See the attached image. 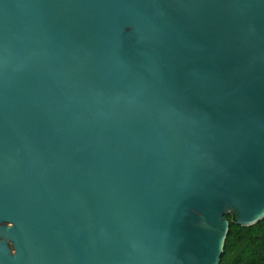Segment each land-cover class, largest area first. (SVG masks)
<instances>
[{"label":"water","instance_id":"water-1","mask_svg":"<svg viewBox=\"0 0 264 264\" xmlns=\"http://www.w3.org/2000/svg\"><path fill=\"white\" fill-rule=\"evenodd\" d=\"M264 220V0H0V264H220Z\"/></svg>","mask_w":264,"mask_h":264},{"label":"trees","instance_id":"trees-1","mask_svg":"<svg viewBox=\"0 0 264 264\" xmlns=\"http://www.w3.org/2000/svg\"><path fill=\"white\" fill-rule=\"evenodd\" d=\"M230 222L220 264H264V220L250 227L236 223L235 216H226Z\"/></svg>","mask_w":264,"mask_h":264}]
</instances>
